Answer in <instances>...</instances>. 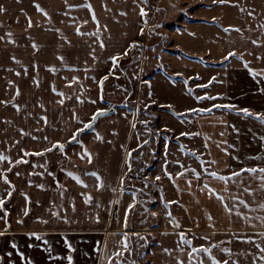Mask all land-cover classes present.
Segmentation results:
<instances>
[{
	"label": "rangeland",
	"instance_id": "1",
	"mask_svg": "<svg viewBox=\"0 0 264 264\" xmlns=\"http://www.w3.org/2000/svg\"><path fill=\"white\" fill-rule=\"evenodd\" d=\"M137 1L139 12L143 9L146 15L139 14L137 20L131 18V23L135 26V37L124 41L122 47L127 51L118 54L117 63L108 64V68L99 62L102 57L96 55L94 59L92 56L80 55L79 51L83 46H87L88 42L89 45L95 43L96 49L98 45L97 40L88 41L86 36L78 35L76 28L80 27L83 33H94L98 30L107 32L108 29L105 30L103 26L98 25V27L97 24L90 22L85 23L80 17H75L72 26L75 34L73 42L77 70L68 73V77L63 79L78 78L72 88L66 91L72 97L73 113L77 118L81 116L83 118L88 112L86 108L93 105H97L99 109L127 108L135 118V129L142 134V144L135 151L129 152L131 156L127 153V163L133 164L127 174L142 172L145 182L128 185V189H132L136 194V200L132 202L135 207L129 208L125 213L121 208L120 214L115 215L117 218L111 224L112 231L106 238V247H102L101 251L97 250L96 253L91 249L87 259L84 256L82 262L79 261L83 249L75 247L71 264H96L98 252L97 264H108L106 257L109 256L112 264H178V262L198 264L199 261H203V264H211L206 254H194L192 258L188 255L192 247L211 245H216L212 249V255L221 264L224 260H229V264L233 261L236 264H254V261L255 264H264L258 259L261 253L255 245L245 242L251 238L264 247V238L259 235L264 232V226L255 219L257 216H264V210L259 208L260 204H264V188L260 187V180L245 172L240 178L229 181V193L227 196L222 195L228 197L225 203L229 206H233L231 197L245 200L249 208L239 205V200H236L234 206L242 214L250 217L249 221L237 216L235 212L231 215L225 213L218 200L216 204L212 203L205 199L204 194L196 201L195 207L198 213L207 214H187V209L178 203H168L172 201L166 199L162 187L143 172L146 168L153 167L157 160L154 154L160 152L162 137L167 136L161 117L164 111L173 112L170 108L161 106L160 101H164L163 98L170 95L176 101H185V107L188 109H207L215 104L236 106L235 109L213 108L212 112H218L219 116L208 121L204 120L208 119L205 113L188 110L186 114L181 115L192 122L202 117V123H211L210 126L214 125L229 131L228 151L232 165L230 168L217 167V170H223V173L218 171V175L227 177L233 171L239 172L242 168H247L245 164L264 167V139H262L264 124L239 111L247 108L253 114H264V91H261L264 89V75L253 79L249 71L251 69L264 74V28L260 27L264 25V0H227L223 4L213 3V0ZM249 12L252 15H248ZM1 27L2 25L0 29ZM226 27L239 28L241 31L226 33L223 31ZM8 29L10 30L9 27ZM20 30L29 35V31L33 32L34 27L29 28L28 24L24 23ZM9 41L13 40L5 36L0 39V51L12 48L15 52L12 58L31 60L29 64L32 66L34 56L28 41H14L20 44L19 47H12L13 43ZM253 41L258 43L254 44ZM49 42L52 41L48 39L47 43ZM41 43L44 45L45 41L42 40ZM133 44L136 46L132 47ZM48 48L49 46L42 47L43 56L48 55L47 52L44 53ZM21 50L24 51L23 54ZM229 52H235L237 55L225 60L224 57ZM3 59L0 58V62ZM83 60L86 61V66L82 65ZM13 68L18 70H7L0 63V101L2 98L10 97L11 102L19 103L23 100L25 91L33 94L34 80L41 83L43 97L62 98L52 91L53 86L56 89L59 73L55 75V73L43 72L35 75L31 70L25 74L22 66ZM18 71L19 76L16 75ZM104 77L107 79L103 81L101 88L99 81ZM167 79L176 83L183 82L195 97L210 96L217 99L190 102L188 93L186 98L181 94L180 87L183 85L181 83L179 89L175 87L174 93L167 92ZM17 88L20 91L19 96L15 95ZM62 90L65 94V89H59V92ZM217 91L218 93L224 91V98L219 99L221 97L218 96ZM77 97L83 103H80ZM7 114L5 120L1 119L0 124L17 128L16 114L13 111L9 113V110ZM91 117L87 123L91 121ZM78 121L74 119L73 126L87 124H80L79 119ZM243 131L247 133L246 136L241 134ZM149 152L152 153L151 159L146 155ZM253 157L261 159H253ZM217 162L219 166L225 164V161L219 158ZM14 164L16 163L11 165V169ZM224 172H228L227 175ZM200 180L202 183L209 182L203 174L200 175ZM245 187L250 189L251 194L243 191ZM153 212L155 215H152ZM210 212L213 217L211 221L207 218ZM125 218H127V226H125ZM177 222L180 225L178 228L175 227ZM125 233L129 251L123 252L122 257L118 259L111 254L121 250V241ZM181 233L192 241L191 245L180 242ZM223 248H229L231 255L221 251ZM165 249L169 251L165 252Z\"/></svg>",
	"mask_w": 264,
	"mask_h": 264
},
{
	"label": "crops",
	"instance_id": "2",
	"mask_svg": "<svg viewBox=\"0 0 264 264\" xmlns=\"http://www.w3.org/2000/svg\"><path fill=\"white\" fill-rule=\"evenodd\" d=\"M37 3L48 13L50 20L36 10L35 4ZM85 3L91 4V11L81 7ZM138 6L137 0L0 1V7L5 9L4 12H0V25H2L0 37L5 36L13 41H28L34 56L32 66L29 64L31 60H13L12 56L15 55V52L10 47L11 49L2 50L4 53L0 51V58H4L0 62L1 65L5 66L7 70L12 69L13 71L18 70L13 68L14 66H22V71L33 70L35 75L43 72H51L55 75L59 73L57 75L59 79L56 80V92H59V89H65L63 105L57 102L61 98L43 97L40 82L39 87L35 83L33 84V94H28L25 91L23 100L17 104L11 102L10 97L1 100H5L7 103H0V121L1 119L5 120L8 110L9 113L13 111L16 114L18 121L17 128L5 127L0 124V152L9 156L12 161L11 164L8 161L0 162V173L7 175L11 185L14 186V190L9 189L0 177V198L6 200L3 210H0V217L4 215V211L8 213L6 222L4 219H0V232L3 233L0 235L1 264H27L29 260L31 264H69L67 258L73 256L75 247L83 249L79 261L82 262L84 256L87 259L91 249L96 253L97 250L100 252L102 247H106V238L112 231L111 224L117 218L115 215L120 214L121 208L124 213L127 212L129 205H132V202L136 200L135 191L128 189V185L132 183L129 182L127 173L133 164L126 162L127 153L135 151L142 144V134L132 127L135 124L133 114L128 112L125 107L115 108L113 113L101 117L95 126L80 132L79 142L71 141L72 135L83 126H73L74 104L71 102L72 97L66 91L68 88H72L74 83L65 78L68 77V73L77 70L74 60L75 45L73 40L75 34L72 31L75 17H80L81 21L85 20L93 24H97L96 21H98V25L103 26L105 30L108 29L107 32L99 31L98 37L81 35L86 36L88 41L89 39L97 40L98 48L94 47V42L93 45H89L88 42L87 46H83L79 51L80 55L102 57L103 59H99V62L108 68V64H113L111 57H117L118 54L127 51L125 47H122L124 41L135 37V26L131 20L138 18L140 14ZM93 13H95L96 21L92 19ZM121 13H125V15ZM29 18L34 31H29L28 35L20 29L24 23L28 24ZM9 32L13 34L11 37L7 36ZM48 39L52 42L47 43ZM42 40L45 41L44 45L41 43ZM99 40H102L105 45L103 49L99 46ZM33 43L38 46L37 49L32 47ZM16 46L19 47L20 44H12V47ZM43 46L46 48L49 46L47 50H44V53L47 52L48 55L43 56ZM21 52L24 53L22 50ZM58 57H63V61ZM89 62L87 59V63ZM87 63L83 60L82 65L86 66ZM50 68H55L56 71H49ZM63 77L65 78L63 79ZM166 81L168 82L166 89L170 94L175 92V87L179 89L180 83L183 84L181 81L176 83L171 79ZM217 82L222 81L217 80ZM180 89L185 98L188 93L190 102H198L194 94H189L184 84ZM218 92V96L221 97L219 99L224 98V91ZM163 99L164 101H160L161 106L177 109L180 112L177 111L178 114H186V111L190 110L185 107V101H176L171 95ZM17 107L19 111H17ZM5 108L7 110L3 111ZM97 109L99 110L97 105L88 106L87 114L84 116L83 113V118H81L82 116L78 117L80 124L87 123ZM178 114L164 111L161 118L167 136L162 137L163 144L160 152L154 154L157 156L155 164L143 172L149 179L162 187L166 199L178 201V205L187 209V214H207L196 211V201L202 198L203 194L205 199L212 203L216 204L217 199L210 198L206 190L202 191V186L205 183L200 182V179L197 180L191 171L185 170L195 169L209 180V186L217 194L227 196L229 193L228 182L224 183L210 177L201 167L200 161H216L215 164H205L209 172L223 171L217 170V167L230 168L232 165L229 161L228 151L230 133L227 129L210 126L211 123H202V117L199 120L196 118L197 120L192 122ZM205 114L208 117V119H204L206 121L219 116L218 112ZM42 117H46L47 123ZM21 130L27 135H22ZM182 133H198L199 135H181ZM97 134L103 137L102 141L96 139ZM241 134L247 135L245 131ZM32 137H36V139ZM44 137L48 139L45 140ZM206 137L208 139H205ZM56 142L65 145L63 153L54 149L42 156L25 157L23 155L25 151L43 152ZM206 144L207 147H205ZM181 145L184 146V151H181ZM84 149L92 154L91 164L87 162V159H81L79 155ZM189 152H195L200 160L189 155ZM151 154L150 152L146 154L148 159H151ZM21 158L26 159L28 163L14 164L12 170L7 171L16 160ZM218 158L224 160L225 164L219 166ZM180 165H183L184 168H181ZM245 166L247 168L262 167V165L256 164H245ZM165 170L172 176V179L165 175ZM92 171L99 173L105 184V187L100 191H97L95 187V178L87 175ZM181 171H185L184 176L177 175ZM68 172L79 176L88 187L84 188L78 184L68 176ZM227 173L224 172L225 175ZM136 174L144 176L142 172ZM157 176L160 177L159 180H156ZM121 178H123V183H121ZM188 181L192 182L191 187H189ZM38 185H43V189L37 187ZM58 185L63 186V195H61V188ZM9 190L13 192L11 198L7 197ZM88 194L93 199L91 203L85 204L84 195ZM25 195L28 197V201L25 200ZM227 198L225 197V200ZM25 208L28 209L27 216L23 214ZM53 212L58 215L53 216ZM18 221H23V223H18ZM42 221H47V223ZM37 236L40 238L37 239ZM99 252L96 258L97 263Z\"/></svg>",
	"mask_w": 264,
	"mask_h": 264
},
{
	"label": "snow or ice",
	"instance_id": "3",
	"mask_svg": "<svg viewBox=\"0 0 264 264\" xmlns=\"http://www.w3.org/2000/svg\"><path fill=\"white\" fill-rule=\"evenodd\" d=\"M65 2H67V0H65ZM227 0H213V3H220V4H223V3H226ZM81 7H85L87 9H89V11H91V4H88V3H85L83 5H81ZM35 8L38 12H41L45 17H48V19L50 20L51 18L48 16V13L40 6V4H35ZM5 9L3 7H0V12H4ZM241 11H244V9H241ZM122 15H125V13H121ZM140 15L141 16H144L146 15V13L144 12L143 9H141V12H140ZM248 15H252L251 12L248 13ZM92 19L94 21H96V17H95V13H93L92 15ZM215 20V18H213ZM85 23H87V21H85ZM97 25L99 24L98 21H96ZM28 27L31 28L32 27V21L31 19L29 18L28 20ZM260 27L264 28V25H261ZM58 31V30H57ZM224 32H229V31H236V32H240L241 29L239 28H231V27H226L223 29ZM76 33L78 35H93V36H96L98 37L99 36V30L95 33H83L81 32L80 30V27H77L76 28ZM13 34L11 32L7 33V36L11 37ZM0 39H3V37H0ZM11 43H14V41H9ZM254 44L258 43L257 41H253ZM99 46L100 48H104L105 45L103 43L102 40H99ZM136 45L133 44L132 47H135ZM32 47L34 49H37L38 46L33 43L32 44ZM127 54V53H125ZM237 54L235 52H229L227 56L224 57L225 60H228L230 57H235ZM93 58L95 59V57L93 56ZM59 60L63 61V57H58ZM13 60H15V57H13ZM111 60L113 62V64L115 65L118 61V57L114 56V57H111ZM17 63H19V61H16ZM245 67H247V64H245ZM49 71H52V72H55L56 69L55 68H50ZM250 71V74L252 75L253 79H256L258 76H261V75H264L262 73H257L255 71H252L251 69L249 70ZM27 70L25 69V74H26ZM16 75H20L19 72L16 73ZM78 78H73L72 82L71 83H75L77 81ZM107 79V77H104L102 80L99 81V84L102 88L103 86V81ZM34 83L36 84L37 87H39V81H36L34 80ZM71 83L68 85L69 87L71 86ZM186 83V82H185ZM201 87H206V85H201ZM52 91L53 92H56V89L55 87L53 86L52 88ZM261 91H264V89H261ZM56 94L60 97H62L61 99H59L57 102L61 105L64 104V93L63 92H56ZM189 94H191V89H189ZM16 96H19L20 95V91H19V88L16 89V93H15ZM196 99L198 101L200 100H204V99H209V100H212V99H216V97H210V96H204V97H196ZM77 100L80 102V103H83V101H80L79 100V97H77ZM0 103H7L5 101H0ZM91 103H95V101H91ZM42 106V105H41ZM171 107V106H169ZM213 108H225V109H235L236 106L235 105H220V104H215L213 105L211 108H207V109H190L189 111L190 112H197V113H211ZM17 111H19V108L17 107ZM240 112H242L245 116H249V117H254L255 119L259 120L262 124H264V114H253L252 112L249 111V109L247 108H244V109H239ZM106 115V112L104 110H98L97 112H95L92 117H91V121L87 124H84L83 128H80L78 129V131L76 133H74L71 137V141H76V142H79L78 141V136H79V133L80 132H83L85 131L86 129H90L92 128L93 126V123L94 121H96L97 119H99L100 117H103ZM178 115H183V114H178ZM42 119L45 120V123H47V119L46 117H42ZM73 119H76L77 122L78 121V118L76 117L75 113H73ZM136 125L133 124L132 127L134 128ZM21 134L22 135H27V133H24L23 130H21ZM181 135H199L198 133H182ZM221 135H223V133H221ZM33 139H36V137H32ZM45 140H47L48 138L47 137H44ZM96 139L97 140H100L102 141L103 140V137H101L99 134H97L96 136ZM205 139H208L207 137ZM262 139H264V137H262ZM18 143V142H17ZM144 143H147V141H144ZM219 147V145H217ZM205 147H207V144L205 145ZM64 148H65V145L64 144H61L59 142H56L54 144H52L51 147L49 148H46L43 152H34V153H30V152H24L23 155L25 157L27 156H30V155H35V156H42L44 155L46 152H52L54 149H58L61 153L64 152ZM181 151H184V146L181 145ZM226 151V150H225ZM189 155H192L194 157H196L197 160H200V157L196 155L195 152H189L188 153ZM81 156V159H87V162L89 164L92 163V154L87 150V149H84L82 153L79 154ZM128 156H131V153H128ZM253 159H261L260 157H253ZM3 161H8L9 164L12 163L11 159L9 156L5 155L3 152H0V162H3ZM127 162V161H126ZM16 164H21V163H28V161L26 159H19V160H16L15 161ZM179 163V162H177ZM201 163V167L203 168V170L210 176L212 177L213 179H216V180H219V181H222V182H229V181H232L234 178H240L242 176L243 173H249L251 175H253L255 178H257L258 180L261 181V184H260V187L261 188H264V167H248V168H242L239 172L237 171H233L229 176L225 177V176H221V175H218L216 171H208V169L205 167V164H215L216 161L215 160H212V161H200ZM41 167H43V165H41ZM181 168H184L183 165H180ZM11 167H9L7 169V171H11ZM130 170V169H129ZM185 171H191L193 173V175L196 177L197 180L200 179V173L197 172L195 169H186ZM185 171H181L179 172L177 175L178 176H184L185 175ZM68 176L72 177L78 184H80L81 186H83L84 188H87L88 185L84 183L83 180L80 179L79 176H76L74 175L72 172H68L67 173ZM17 175H19V173H17ZM87 175L91 176V177H94L95 178V181H96V184H95V187L97 189V191H100L102 190L104 187H105V184L100 176L99 173L95 172V171H92V172H89L87 173ZM165 175H167L169 177V179H172V176L167 173V171L165 170ZM0 177H2L3 179V183L8 185L9 189H13L14 190V186L11 185L10 181L8 180L7 178V175H5L4 173H0ZM160 177L157 176L156 177V180H159ZM121 183H123V178H121ZM189 187H191V181H188L187 182ZM37 187L43 189V185H38ZM59 188H61V195H63V186L62 185H58ZM202 191L206 190L209 195H210V198L211 197H215L223 206L224 210L229 213V215H231L233 212H235V214L237 216H240L242 219H245V220H251L250 217L248 216H245L244 214H242L238 208H236L234 205H235V202L236 200H239V205H242L244 208H249V204L243 200V199H239L238 197H231V199L233 200V206H229V204L225 203V197L222 196V195H219L215 192L214 189H212L208 183H205L203 184L202 186ZM113 191H116L115 189H113ZM244 192H247L249 194H251V191L249 188L245 187L243 189ZM13 192L11 190L7 191V197L8 198H11ZM93 197L88 194V195H84V202L85 204H89L91 203ZM25 200L28 201V197L25 195ZM6 203V200L4 198H0V210H3V206L4 204ZM118 203V201H117ZM168 203H179L178 201H172V202H168ZM168 205L166 204L165 207H167ZM134 207V205H129V208H132ZM259 208L264 210V204H260L259 205ZM251 211H255V209H250ZM25 216L28 215V209L25 208L24 209V213H23ZM8 213L6 211H4V215L2 217H0V219H4L5 222H6V217H7ZM53 216H57L58 214L53 212L52 213ZM152 215H155V213L153 212ZM169 215H171V213H169ZM208 220L211 221L213 219V217L209 214L208 215ZM255 219L259 220L260 221V224L262 226H264V216H257L255 217ZM127 218H125V226H127ZM43 223H47V221H42ZM97 222H98V218H97ZM18 223H23V221H18ZM175 227H180L179 223H175ZM214 227V225H213ZM0 235H3L2 232H0ZM35 235V234H33ZM259 235L264 238V232H261L259 233ZM37 239H39L40 237L37 236L36 237ZM205 239H207V237H205ZM180 242L183 243V244H187V245H191L192 244V241L191 240H188L185 235L183 233L180 234ZM246 243H252L255 245V247L259 250V252L261 253V255L258 257V259L262 262H264V247L261 246V244H257L255 243L254 240H252L251 238H248L246 241ZM13 247H15V245H13ZM216 247V245H211L210 247H204V246H201L199 248H196V247H192L191 248V252H189V257L192 258L194 254H200V253H203V254H206L208 259L211 261V264H221L220 261H218L213 255H212V249ZM129 251V248H128V244H127V234L125 233L124 234V239L121 241V250L119 251H116L114 253H112L111 255L112 256H115L116 258H120L122 257L123 255V252H127ZM169 250L165 249V252H168ZM221 251H223L224 253L226 254H229L231 255L230 253V249L229 248H223L221 249ZM22 255V254H21ZM23 258V256H22ZM68 261H69V264H71V261H72V257L69 256L68 258ZM107 259V262L108 264H112V259H111V256L109 257H106ZM27 264H31V261H27ZM178 264H183V262H178ZM198 264H203V261H199ZM222 264H229V260H224L222 262ZM232 264H236L235 261L232 262ZM254 264H255V261H254Z\"/></svg>",
	"mask_w": 264,
	"mask_h": 264
},
{
	"label": "built area",
	"instance_id": "4",
	"mask_svg": "<svg viewBox=\"0 0 264 264\" xmlns=\"http://www.w3.org/2000/svg\"><path fill=\"white\" fill-rule=\"evenodd\" d=\"M129 182L132 184H142L145 182V177L138 174H132L128 176Z\"/></svg>",
	"mask_w": 264,
	"mask_h": 264
},
{
	"label": "water",
	"instance_id": "5",
	"mask_svg": "<svg viewBox=\"0 0 264 264\" xmlns=\"http://www.w3.org/2000/svg\"><path fill=\"white\" fill-rule=\"evenodd\" d=\"M99 110H104V111L106 112V115H108V114L113 113V112L115 111V108L99 109ZM171 111H172L173 113H175V114H178L177 111H176L175 109H171ZM96 112H97V111H96ZM97 120H98V119H97ZM97 120H96V121H97ZM96 121L92 122L93 125L95 124ZM1 261H2V257H1V255H0V263H1Z\"/></svg>",
	"mask_w": 264,
	"mask_h": 264
}]
</instances>
